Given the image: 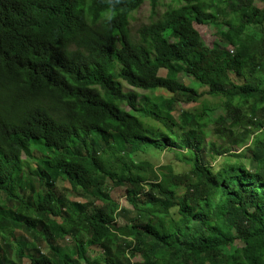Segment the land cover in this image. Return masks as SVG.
<instances>
[{"label": "trees", "instance_id": "1", "mask_svg": "<svg viewBox=\"0 0 264 264\" xmlns=\"http://www.w3.org/2000/svg\"><path fill=\"white\" fill-rule=\"evenodd\" d=\"M136 1L145 0H65L42 21L39 0H0L10 34L8 45L0 38V264H264V0H172L129 33ZM34 14L41 25L30 35L18 19ZM194 22L214 26L227 48L205 44ZM58 28L60 40L46 46ZM28 40L43 50L32 67L7 69L4 54ZM201 87L223 115L179 111L199 102ZM157 90L170 96L150 95ZM148 148L171 162L155 166ZM61 180L84 201L61 192ZM113 187L126 188L130 207ZM85 241L99 244L97 257Z\"/></svg>", "mask_w": 264, "mask_h": 264}, {"label": "rangeland", "instance_id": "2", "mask_svg": "<svg viewBox=\"0 0 264 264\" xmlns=\"http://www.w3.org/2000/svg\"><path fill=\"white\" fill-rule=\"evenodd\" d=\"M171 3V0H167L165 2V5L167 7V5H169ZM149 9H151V6L148 5L147 6ZM166 7L164 8H160L158 9L159 13H163L165 12V10L167 9ZM148 8H144L136 17V22L135 24L136 25H139L143 22H146V21H150L151 18H150V11ZM33 18H36V14L34 15H25V16H22L18 19V21L20 23H28V22H33L32 19ZM194 28L195 30H197V32H199V34L201 35V38L203 40V42L205 44H207L208 46H220L221 48H227V45L222 43L220 40H218L217 36H216V28L214 26H211V25H201V24H197L195 23L194 24ZM233 48L230 49V52H233ZM160 74L161 75H165L166 74V69H162L160 71ZM183 79L186 81V83H190L189 80H187L185 78V76L183 77ZM193 85L195 87H199V83L198 82H193ZM163 91V92H162ZM200 91H203L204 94L202 96V98L199 100V102L197 103H181L179 105V111L183 110V109H187V110H200L201 108H203L204 106H207V108H210V109H214V111L208 116L209 118H211L212 120L218 118L219 116L223 115V109L220 107V101L221 100H216V99H213L212 96H210L208 93H207V88L206 87H201L200 88ZM15 92H19L18 89H16ZM139 92L141 93V95H144L146 92L148 91H140ZM162 92V93H161ZM21 94V93H20ZM158 94H166V95H170L168 92H166L165 90H157L156 92H154L153 94L151 95H158ZM219 105V106H218ZM214 106V107H213ZM178 114V112H176V115ZM207 116V114H206ZM161 122V121H160ZM147 125L149 126H153V127H156V128H161L160 125L155 122V121H152V120H149L147 123ZM214 129L213 127V124L211 123L209 125V128L206 129V133L208 134V137L206 139V144H209V142L213 141V134L211 133L212 130ZM31 137V143L30 145H32L35 141H36V135L34 134H30L28 135ZM30 149L33 150L32 152V156L36 157V155L39 156V154L37 153H40V152H37V150H35L33 148V146H30ZM206 149V147H205ZM236 152H241L242 149H235ZM202 152L206 153V151L203 149ZM145 158H147L148 160L152 161L154 163L155 166H160V165H163L164 163H168V162H171V159H172V156L171 154H169V156H166V154L162 151H155V150H150L149 153L145 154ZM173 165H176L177 169H179L180 171L182 172H186V170L188 171L189 170V167H187L186 165H184L183 163H180L179 162V159L176 158L175 162L172 163ZM58 189L62 192L64 189L67 190V196L69 197L70 200H73V201H80V202H83V198H81L80 195H76V194H73L69 189V184L67 182H62V180L59 182L58 184ZM111 196L113 197V199H115L119 204L120 206H123V207H130L129 204H128V201H127V198H126V188L124 187H115L114 189L111 190ZM101 205V202L98 203V206ZM120 224H123V222H120ZM99 244L93 242V241H90V243H88L87 241L84 242L83 246H84V252H86V255L88 257H91V256H94V257H97L99 252H101V249L100 247H98ZM240 247V244L237 242L236 244H234L232 246V248L230 250L234 251L236 248ZM226 250L225 251H228L227 248H225ZM136 261L139 262L140 261V258L137 257L136 258ZM29 264V262L27 260H24L23 261V264Z\"/></svg>", "mask_w": 264, "mask_h": 264}, {"label": "clouds", "instance_id": "3", "mask_svg": "<svg viewBox=\"0 0 264 264\" xmlns=\"http://www.w3.org/2000/svg\"><path fill=\"white\" fill-rule=\"evenodd\" d=\"M166 1L167 0L161 2V4L159 1L158 4L156 5V9L153 8L152 4H155L153 2V0H145L143 4H141L140 1H136V6L133 4L132 8H130L128 10V12L132 13V16L127 18V22H128L127 23V29L129 31V33H134L137 29H140L142 26L149 25L152 22L159 20L160 17L166 11H168L172 5H175V3H173L171 0V3L169 5H167V7H166V5H165ZM116 2L119 3V0H116ZM64 3H65V0H39L38 12H39L40 19H42V21H45V16L47 14L52 13L56 9V7L63 5ZM148 5L151 6V9H149L147 7ZM86 6L88 7L87 2H86ZM164 7L167 8L165 10V12L159 13L158 9L164 8ZM144 8L149 9L151 20L143 22L139 25H136L135 24L136 17ZM113 15H115V14H113ZM110 19H111V17H110ZM85 23H86V29H88L87 31H89L91 33V35H93L92 31L94 33L95 29H92V22L86 21ZM195 23H197V22L193 23V27H194ZM26 25H27L26 31L28 33H30V35H31L32 34L31 33L32 28H38V26H40L41 24L37 23V22L36 23L28 22ZM61 31H62V28H58L55 31H52L48 36V38L50 40H49L48 45H46V46L49 47V46L57 44V42L61 38ZM1 34L4 36L3 39L6 42V45H8L10 42V34L5 29L0 28V38L2 37ZM93 42H94V40L91 39V42L89 44H92ZM34 43H35V41H33V40L25 41L22 43L23 44L22 49L19 50L16 54H4V57H3V59L5 61L4 66L7 69L18 70V71H25V70L30 69L36 60L37 53L43 51V50H36V48L39 45H36ZM229 48H233V47H229ZM74 49L78 50V47L74 46ZM7 90L9 93L11 92V95H12L16 91V88L11 87V88H8ZM26 173H27V175L29 174L28 171ZM0 199H4V197L0 196Z\"/></svg>", "mask_w": 264, "mask_h": 264}, {"label": "bare ground", "instance_id": "4", "mask_svg": "<svg viewBox=\"0 0 264 264\" xmlns=\"http://www.w3.org/2000/svg\"><path fill=\"white\" fill-rule=\"evenodd\" d=\"M225 2H226V1H225ZM226 4H227V3H226ZM238 6H239V5H238ZM235 7H236V6H235ZM235 7H234V6L231 7L232 9H230V10H233V8H235ZM220 10H222V9H220ZM225 11H226V10H225ZM231 13H232V12H231ZM231 13H230V14H231ZM218 14H219V12H218ZM221 14H222V13H221ZM221 14H220V15H221ZM233 15L236 16V14H233ZM219 17H220V16H219ZM221 17H222V16H221ZM222 18H223V17H222ZM233 18H235V17H233ZM235 19H236V21H237V18H235ZM235 19H234V20H235ZM226 20H227V18H226ZM229 20H230V19H229ZM232 20H233V19H232ZM98 21H99V20H98ZM106 21H107V20H106ZM224 21H225V19H224ZM230 22H231V21H230ZM234 22H235V21H234ZM99 23H100V22H99ZM105 24H106V23H105ZM229 24H230V23H229ZM233 24H234V23H233ZM98 26H99V25H98ZM148 26H149V25H148ZM148 26H146V27H148ZM250 28H251V26H250ZM253 28H254V27H253ZM142 29H143V28H142ZM251 29H252V28H251ZM244 30H245V29H244ZM248 30H249V29H248ZM253 30H254V29H253ZM246 31H247V30H246ZM138 32H139V31H138ZM247 32H248V31H247ZM228 33H229V32H228ZM230 33H231V32H230ZM222 35H223V34H222ZM224 36L227 37V35H224ZM131 37H133L132 34H131ZM221 37H222V36H221ZM137 38H138V37H137ZM140 38H141V37H140ZM138 43H139V42H138ZM233 49H234V48H233ZM233 51H234V50H233ZM183 74L185 75V73H183ZM178 76H179V75H178ZM185 77H187V76H185ZM183 80H184V79H183ZM125 84H127V83H125ZM125 87H126V86H125ZM131 89H132V88H131ZM134 89H135V88H134ZM125 90H126V89H125ZM138 90H140V89H138ZM132 91H133V90H132ZM140 91H143V90H140ZM154 91H155V90H154ZM143 92H145V91H143ZM151 92H152V91H151ZM162 92H163V91H162ZM162 92H161V93H162ZM124 93H125V92H124ZM149 93H150V92H149ZM152 93H153V92H152ZM150 95H151V94H150ZM152 96H153V95H152ZM160 96H161V95H160ZM162 96H163V95H162ZM169 96H170V95H169ZM216 96H217V95H216ZM158 97H159V96H158ZM158 97H157V98H158ZM165 97H166V96H165ZM262 98H263V97H262ZM262 98H261V99H262ZM152 100H153V99H152ZM155 100H156V97H155ZM155 100H154V101H155ZM160 101H161V100H160ZM220 102H221V101H220ZM235 102H236V101H235ZM235 102H234V103H235ZM149 103H150V102H149ZM155 104H156V103H155ZM155 104H153V105H155ZM236 104H237V103H236ZM146 106H148V105H146ZM149 106H150V105H149ZM156 106H157V105H156ZM156 106H155V108H156ZM218 106H219V105H218ZM213 107H214V106H213ZM220 107H221V105H220ZM236 107H237V105H236ZM236 107H235V108H236ZM253 107H254V106H253ZM145 108H147V107H145ZM153 108H154V106H153ZM149 109H151V108H149ZM209 109H210V108H209ZM253 109H254V108H253ZM140 110H141V108H140ZM146 110H147V109H146ZM153 110H154V109H153ZM137 111H138V110H137ZM151 111H152V109H151ZM151 111H150V112H151ZM207 111H210V110H207ZM140 112H142V111H140ZM252 112H253V111H252ZM252 112H251V113H252ZM151 113H152V112H151ZM196 113H197V112H196ZM198 113H199V112H198ZM253 113H254V112H253ZM144 114H146V113L144 112ZM144 114H142V116H143ZM228 114H229V113H228ZM180 115H181V114H180ZM194 115H195V114H194ZM171 116H173V115L171 114ZM253 116H254V114H253ZM258 116H259V115H258ZM147 117H148V116H147ZM196 117H198V116H196ZM100 118H101V117H100ZM176 118H177V117H176ZM179 118H180V117H179ZM143 122H145V121H143ZM210 122H212V121H210ZM251 122H252V120H251ZM252 123H253V122H252ZM210 124H211V123H210ZM210 124H209V125H210ZM144 127H145V126H144ZM228 128H230V127H228ZM256 128H257V127H256ZM257 130H258V129H257ZM218 133H219V130H218ZM220 133H221V132H220ZM232 133H233V131H232ZM257 133H258V132H257ZM259 133H260V131H259ZM223 134H225V133H223ZM238 134H239V133H238ZM240 134H242V133H240ZM233 135H234V134H233ZM243 135H245V134H243ZM236 136H237V135H236ZM237 137H238V136H237ZM216 143H217V142H216ZM172 144H174V143H172ZM178 145H179V144H178ZM203 145H204V144H203ZM147 147H148V146H147ZM163 147H164V146H163ZM170 147H171V146H170ZM175 147H176V146H175ZM144 148H145V147H144ZM160 148H162V147H160ZM165 149H166V148H165ZM233 149H234V148H233ZM140 150H142V149H140ZM146 150L150 151V148H148V149H146ZM143 151H144V150H143ZM113 157H115V156H113ZM119 157H121V156H119ZM134 161H135V160H134ZM32 163H33V162H32ZM226 169H227V168H226ZM226 169H225V170H226ZM229 169H230V168H229ZM225 170H224V172H225ZM227 170H228V169H227ZM231 170H233V169H231ZM12 173H13V172H12ZM189 173H190V172H189ZM226 173H227V172H226ZM230 173H231V172H230ZM232 174H234V173L232 172ZM11 175H12V174H11ZM11 175H10V176H11ZM223 175H224V173H223ZM234 175H236V174H234ZM3 176H5V175H3ZM12 176H14V173H13ZM12 176H11V177H12ZM25 176L27 177L28 175H25ZM6 177H7V176H6ZM216 177H217V176H216ZM7 178H9V176H8ZM20 178H21V176H20ZM217 178H218V177H217ZM4 179H5V178H4ZM214 179H215V178H214ZM218 179H220V178H218ZM6 180H7V179H6ZM9 181H10V180H9ZM3 182H4V181H3ZM7 182H8V180H7ZM7 182H4L3 186H4L5 183H7ZM193 182H194V181H193ZM193 182H192V183H193ZM221 182H222V181H221ZM18 183H19L18 180L13 179L12 182H11V185H12V186H15V185L18 184ZM192 183H191V184H192ZM194 183H195V182H194ZM200 183L202 184V182H200ZM222 183H223V182H222ZM222 183H221V184H222ZM111 184H112V182H111ZM8 186H9V184H8ZM229 187H230V186H229ZM5 188H6V187H5ZM9 188H10V186H9ZM113 188H114V187H113ZM189 188H190V187H189ZM230 188H231V187H230ZM230 188H229V189H230ZM232 189H233V188H231V190H232ZM208 190H209V189H208ZM234 190H235V189H233V191H234ZM92 191H93V190H92ZM103 191H104V190H103ZM209 192H210V191H209ZM205 193H206V192H204V195H205ZM217 196H218V195H217ZM221 196H222V195H221ZM213 197H215V195H214ZM213 197H211V198H209V199H212ZM215 198H216V197H215ZM204 200H205V199H204ZM206 200H207V197H206ZM206 200H205V201H206ZM214 200H215V199H214ZM218 200H219V199H218ZM207 201H208V200H207ZM209 201L212 202V200H209ZM223 201H224V200H223ZM202 202H204V201H202ZM224 202H225V201H224ZM227 202H228V200H227ZM216 203H217V202H216ZM228 203H229V202H228ZM226 204H227V203H226ZM220 206H221V205H220ZM202 208H203V207H202ZM213 208H215V207H213ZM201 219H202V218H201ZM66 229H67V228H66ZM191 229H192V227H191ZM192 230H193V229H192ZM61 231H62V230H61ZM63 231H65V230L63 229ZM66 232H67V230H66ZM52 233H53V232H52ZM191 233H192V232H191ZM39 235H40V234H39ZM41 235H42V234H41ZM48 235H49V234H48ZM51 236H52V235H51ZM35 237H36V236H35ZM30 238H32V236H31ZM34 239H35V238H34ZM34 239H33V240H34ZM48 239H49V238H48ZM31 240H32V239H31ZM44 241H45V240H44ZM47 241H48V240H47ZM55 241H56V240H55ZM38 243H39V242H38ZM47 243H48V242H47ZM51 243H52V242H51ZM32 250H33V249H32ZM39 251H41V250H38V252H39ZM106 252H107V251H106ZM38 255H39V254H38ZM40 255H41V254H40ZM40 257H41V256H40ZM77 258H78V257H77Z\"/></svg>", "mask_w": 264, "mask_h": 264}]
</instances>
